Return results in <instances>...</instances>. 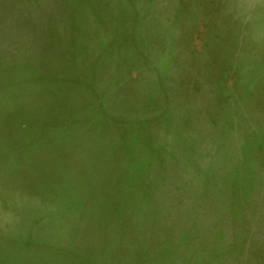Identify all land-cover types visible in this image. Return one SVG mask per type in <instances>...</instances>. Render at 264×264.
I'll return each mask as SVG.
<instances>
[{"label": "rangeland", "instance_id": "rangeland-1", "mask_svg": "<svg viewBox=\"0 0 264 264\" xmlns=\"http://www.w3.org/2000/svg\"><path fill=\"white\" fill-rule=\"evenodd\" d=\"M0 264H264V0H0Z\"/></svg>", "mask_w": 264, "mask_h": 264}]
</instances>
